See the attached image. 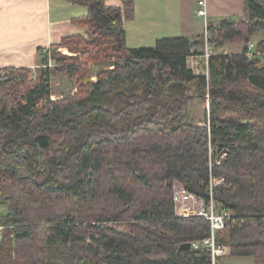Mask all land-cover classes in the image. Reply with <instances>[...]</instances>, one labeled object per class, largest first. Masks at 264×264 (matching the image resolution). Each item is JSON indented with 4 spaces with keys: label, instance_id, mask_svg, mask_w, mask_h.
<instances>
[{
    "label": "trees",
    "instance_id": "16d2710c",
    "mask_svg": "<svg viewBox=\"0 0 264 264\" xmlns=\"http://www.w3.org/2000/svg\"><path fill=\"white\" fill-rule=\"evenodd\" d=\"M69 1L87 5L73 18L86 31L52 56L78 77L75 93L52 99V66L29 86L32 68H0V264H211L208 249L180 248L210 222L178 217L173 199L175 180L208 197L211 173L226 177L214 196L241 221L219 240L264 264V38L250 45L264 33V0L208 22L209 44L244 43L212 53L208 74L188 63L205 33L130 47L131 1ZM108 61L92 80L90 64ZM192 96L209 99V123L192 122Z\"/></svg>",
    "mask_w": 264,
    "mask_h": 264
},
{
    "label": "crops",
    "instance_id": "0c3cea01",
    "mask_svg": "<svg viewBox=\"0 0 264 264\" xmlns=\"http://www.w3.org/2000/svg\"><path fill=\"white\" fill-rule=\"evenodd\" d=\"M128 1L134 7L133 17L125 21L130 47L153 46L162 37L197 40L205 33L206 19L197 13L199 0ZM106 2L124 7V0ZM245 4L246 0H208V20L239 17ZM87 12V5L69 0H0V68L44 66L42 49L53 50L63 36L85 33L86 28L74 24L73 18Z\"/></svg>",
    "mask_w": 264,
    "mask_h": 264
},
{
    "label": "rangeland",
    "instance_id": "374dc122",
    "mask_svg": "<svg viewBox=\"0 0 264 264\" xmlns=\"http://www.w3.org/2000/svg\"><path fill=\"white\" fill-rule=\"evenodd\" d=\"M245 17V11L244 14H242L239 17H236L237 19ZM264 38V33H256L252 36V39L250 42L256 43ZM207 44L203 47L204 48V55L201 56H194L191 55L189 57V66L194 69V71L198 74H208V59H207V51H212V53L216 52H225V53H236L242 51L244 47V43L239 40H228L222 45H211V49H208L206 47ZM62 49H65L62 47ZM59 50V49H58ZM54 51V49L52 50ZM61 51V50H59ZM63 52V51H61ZM67 54H71L70 51L65 50ZM63 52V53H65ZM200 55V54H198ZM115 59V58H114ZM45 66H52V76H51V85H52V99L57 98H63L67 97L72 93H75L77 91L78 86V77L76 75H73L71 71L65 66V64L57 63L55 58L52 57V59L47 55L43 58ZM44 66V67H45ZM43 67H36L33 69V77L26 80L25 85L29 86L31 85L36 77L40 74L41 69ZM112 68L111 62L108 61L107 63L103 64H90V69L92 71L91 78L92 80H96V74L102 70V69H109ZM36 74H35V71ZM192 94L193 91H191ZM209 110H210V101L208 98H199L192 96L190 102L187 106V112L191 116L192 122L196 124H205L209 123ZM224 152V151H223ZM223 152L220 153L223 155ZM225 155V153H224ZM216 162L218 163V160L215 158ZM9 212V206L6 204L0 205V240L2 239V232L4 230V225L2 224L4 221L3 218H5L6 214ZM121 227H124V225H121ZM225 232V231H224ZM223 264H255V258L254 256L249 255H241V256H234L230 254V251L228 254L223 256L220 260Z\"/></svg>",
    "mask_w": 264,
    "mask_h": 264
},
{
    "label": "built area",
    "instance_id": "2783aa9c",
    "mask_svg": "<svg viewBox=\"0 0 264 264\" xmlns=\"http://www.w3.org/2000/svg\"><path fill=\"white\" fill-rule=\"evenodd\" d=\"M208 0H199L197 13L206 19V28H205V38L207 40L208 49H211L209 46L208 39L211 37L210 31L208 28ZM253 46V43L250 44ZM51 59L53 51L49 47H44L42 49ZM59 50L65 52V49L62 47ZM212 50V49H211ZM212 54V51H207V57ZM45 66V65H44ZM113 67V66H112ZM36 74V73H35ZM212 146L210 150L212 152ZM226 151L223 152L221 159L225 156ZM212 154V153H211ZM226 183L225 176H218L213 173L210 174L209 178V196L195 193L182 185L179 181H174V209L175 214L181 218H202L210 222L211 231L210 234L192 242V245L196 248H206L209 250L211 258V264H219L221 258L229 253L230 247L224 243V241L219 240V233L223 232L225 228L229 226H236L241 221L238 218L237 212L232 208H227L222 206L214 196V189L217 186L223 185Z\"/></svg>",
    "mask_w": 264,
    "mask_h": 264
},
{
    "label": "water",
    "instance_id": "95a60500",
    "mask_svg": "<svg viewBox=\"0 0 264 264\" xmlns=\"http://www.w3.org/2000/svg\"><path fill=\"white\" fill-rule=\"evenodd\" d=\"M192 246V242H183L180 245V248L185 249V248H190Z\"/></svg>",
    "mask_w": 264,
    "mask_h": 264
}]
</instances>
